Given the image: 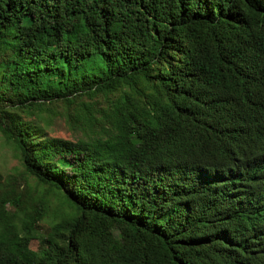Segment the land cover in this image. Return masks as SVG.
Returning <instances> with one entry per match:
<instances>
[{"label": "trees", "instance_id": "1", "mask_svg": "<svg viewBox=\"0 0 264 264\" xmlns=\"http://www.w3.org/2000/svg\"><path fill=\"white\" fill-rule=\"evenodd\" d=\"M0 133V264H264V0H0Z\"/></svg>", "mask_w": 264, "mask_h": 264}, {"label": "rangeland", "instance_id": "2", "mask_svg": "<svg viewBox=\"0 0 264 264\" xmlns=\"http://www.w3.org/2000/svg\"><path fill=\"white\" fill-rule=\"evenodd\" d=\"M40 124L44 125L43 121H40ZM47 131L57 137H63L67 139H76L75 132L67 124L66 120L60 115L56 114L52 116L50 125L46 127ZM23 166L20 163V159L16 155L13 146L6 141L4 136L0 133V175L2 181L10 180L15 177L21 182H27L31 189H38V193H46L49 199V214L45 217L47 223L52 224L58 221L54 215L55 207L60 204L62 201L58 191H55L51 188H48L26 173L23 170ZM49 192V193H48ZM38 246V240L34 239L31 242V247L36 248Z\"/></svg>", "mask_w": 264, "mask_h": 264}]
</instances>
